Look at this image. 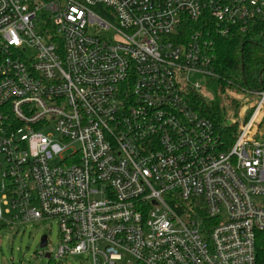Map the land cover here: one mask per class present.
<instances>
[{
  "label": "built area",
  "instance_id": "obj_1",
  "mask_svg": "<svg viewBox=\"0 0 264 264\" xmlns=\"http://www.w3.org/2000/svg\"><path fill=\"white\" fill-rule=\"evenodd\" d=\"M253 20L264 0H0V221H56L59 260L257 264L264 91L229 151L187 96L212 77L190 25Z\"/></svg>",
  "mask_w": 264,
  "mask_h": 264
},
{
  "label": "trees",
  "instance_id": "obj_2",
  "mask_svg": "<svg viewBox=\"0 0 264 264\" xmlns=\"http://www.w3.org/2000/svg\"><path fill=\"white\" fill-rule=\"evenodd\" d=\"M206 21L211 26L208 17ZM202 23H192L190 28L192 31L201 30L212 41V61L208 69L212 73L210 79H216L220 85V92L225 88L264 91V21L253 20L244 31L239 26H230L226 34L217 32L213 26L202 28ZM187 96L190 105L214 124L222 140V151H229L237 136L238 122H227L225 108L216 100L207 102L192 88L187 89ZM250 114L251 110H248L243 122L248 120ZM255 138L258 139V136ZM201 206V202L198 206L191 204V213L203 216ZM5 227L9 225L0 221V229ZM255 250L257 264H264V233L256 235Z\"/></svg>",
  "mask_w": 264,
  "mask_h": 264
},
{
  "label": "rangeland",
  "instance_id": "obj_3",
  "mask_svg": "<svg viewBox=\"0 0 264 264\" xmlns=\"http://www.w3.org/2000/svg\"><path fill=\"white\" fill-rule=\"evenodd\" d=\"M39 23L37 26H41ZM211 77L203 76L201 74H191L189 81L191 83H199L202 90L203 100L214 101L216 100L225 108V118L227 122L235 120L236 123L241 122L244 119L242 109L244 102L240 99L244 94L238 89L225 88L220 92V85L217 80H211ZM181 86L187 84L185 77L179 79ZM245 98H247L245 96ZM255 100L254 96H249V102ZM247 114V113H246ZM243 115V117L241 116ZM264 133V124L259 128L256 135L261 139V134ZM76 146H71L68 152L64 156L71 153ZM58 161V160H57ZM2 178L0 169V200L2 197L1 192ZM2 209L4 207L2 206ZM181 219L186 222L184 216ZM46 235L47 246L40 248V238ZM59 244L58 240V226L56 221H40L27 226H9L4 229H0V264H92L87 261V255L82 254L79 256H71L62 260L55 259L54 253L50 258H46L44 254L47 251H56ZM44 253L43 255H41ZM127 260L133 262V259L129 256L124 257L122 261L116 262V264H127Z\"/></svg>",
  "mask_w": 264,
  "mask_h": 264
},
{
  "label": "water",
  "instance_id": "obj_4",
  "mask_svg": "<svg viewBox=\"0 0 264 264\" xmlns=\"http://www.w3.org/2000/svg\"><path fill=\"white\" fill-rule=\"evenodd\" d=\"M46 245H47V237H46V235H43L40 238L39 246H40V248H44V247H46ZM44 256L46 258H50V255L48 253H45Z\"/></svg>",
  "mask_w": 264,
  "mask_h": 264
},
{
  "label": "crops",
  "instance_id": "obj_5",
  "mask_svg": "<svg viewBox=\"0 0 264 264\" xmlns=\"http://www.w3.org/2000/svg\"><path fill=\"white\" fill-rule=\"evenodd\" d=\"M262 125H263V124H262ZM262 125H261L260 127H262ZM260 127H259V128H260ZM259 128H258V130H259ZM257 132H258V131H257ZM256 134H257V133H256ZM256 136H259V134H258V135H256ZM260 136H261V139H262V138H264V133H263V134H261Z\"/></svg>",
  "mask_w": 264,
  "mask_h": 264
}]
</instances>
